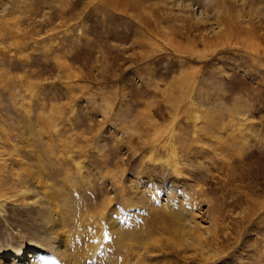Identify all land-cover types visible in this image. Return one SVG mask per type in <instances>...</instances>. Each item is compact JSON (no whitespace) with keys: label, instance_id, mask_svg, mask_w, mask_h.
Returning <instances> with one entry per match:
<instances>
[{"label":"rangeland","instance_id":"rangeland-1","mask_svg":"<svg viewBox=\"0 0 264 264\" xmlns=\"http://www.w3.org/2000/svg\"><path fill=\"white\" fill-rule=\"evenodd\" d=\"M177 1L0 0V249L264 264V0Z\"/></svg>","mask_w":264,"mask_h":264},{"label":"bare ground","instance_id":"bare-ground-1","mask_svg":"<svg viewBox=\"0 0 264 264\" xmlns=\"http://www.w3.org/2000/svg\"><path fill=\"white\" fill-rule=\"evenodd\" d=\"M170 1H171V4L175 3V4H172V6L173 5L174 6H176V5L180 6L184 3V2L178 3L177 0H170ZM182 6H181V8H182ZM50 203H51V209L53 211V216H52L53 224H52V226L55 229V231H57V233H58V235L54 237V242L52 243V247L54 250L58 251V253L62 252L65 254L66 252H68L69 255L72 257V259L75 262H79L80 258L78 257V254H74L75 252L70 248V246L67 242L66 236L61 233V230H60V227L57 223V220L54 217V215H55L54 211L56 210L55 199L51 198ZM178 223L181 224L182 220H181V223L180 222H178ZM115 227L117 228V229H115V233L120 235V238L122 239L123 235H122L121 231L118 230V227H120V226L115 225ZM182 232L184 233L183 236H186V233L184 231H182ZM182 239H183L182 242L187 243L189 245L190 241H189V239H187V237H183ZM52 259H53V256L49 252H47L42 247H38V246H34V245L31 246L28 250H24V251L21 250V251H11V252L7 251L6 252V250L0 249V264H53Z\"/></svg>","mask_w":264,"mask_h":264}]
</instances>
